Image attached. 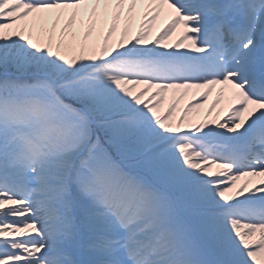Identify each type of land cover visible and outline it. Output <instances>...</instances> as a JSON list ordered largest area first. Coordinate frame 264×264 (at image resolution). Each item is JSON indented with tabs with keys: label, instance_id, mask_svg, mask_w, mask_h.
<instances>
[{
	"label": "snow or ice",
	"instance_id": "6c2138e0",
	"mask_svg": "<svg viewBox=\"0 0 264 264\" xmlns=\"http://www.w3.org/2000/svg\"><path fill=\"white\" fill-rule=\"evenodd\" d=\"M0 264H264V0H0Z\"/></svg>",
	"mask_w": 264,
	"mask_h": 264
},
{
	"label": "rangeland",
	"instance_id": "374dc122",
	"mask_svg": "<svg viewBox=\"0 0 264 264\" xmlns=\"http://www.w3.org/2000/svg\"><path fill=\"white\" fill-rule=\"evenodd\" d=\"M163 16L161 17V19L157 22V25H156V28H159L160 27V25L163 23ZM139 23V20H138V18H137V20H135L134 22H133V25H132V30L134 31L135 30V27H136V25ZM122 26V24L120 25V26H118V28H117V37H118V35H119V30H120V27ZM155 30L156 29H154L153 30V36L155 35ZM99 37H98V34L97 33H94L93 34V37L91 38V39H93V40H97ZM170 95V94H169ZM210 98V97H209ZM191 99V94L189 95V96H187V97H185L183 100H181L180 101V103H181V105H183L184 103H187L189 100ZM211 101V99H209V102ZM165 103H167V100H166V102ZM206 106L207 105H205V108H206ZM204 110L202 109L201 110V112H203Z\"/></svg>",
	"mask_w": 264,
	"mask_h": 264
}]
</instances>
